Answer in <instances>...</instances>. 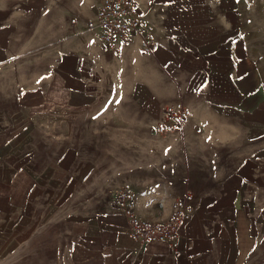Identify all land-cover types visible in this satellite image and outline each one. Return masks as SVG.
Masks as SVG:
<instances>
[{
    "label": "crops",
    "instance_id": "crops-1",
    "mask_svg": "<svg viewBox=\"0 0 264 264\" xmlns=\"http://www.w3.org/2000/svg\"><path fill=\"white\" fill-rule=\"evenodd\" d=\"M103 1L0 0V264H264V63L241 0H136L154 56L140 37L102 52ZM179 101L181 137L157 136ZM121 185L151 221L193 194L177 251L131 239Z\"/></svg>",
    "mask_w": 264,
    "mask_h": 264
},
{
    "label": "built area",
    "instance_id": "built-area-1",
    "mask_svg": "<svg viewBox=\"0 0 264 264\" xmlns=\"http://www.w3.org/2000/svg\"><path fill=\"white\" fill-rule=\"evenodd\" d=\"M70 22L75 24L76 19L71 18ZM87 28L98 31L101 50L106 54L120 56L123 48L130 46L137 37L143 40L144 55L154 56L159 48V42L153 36L136 0H104L94 18L87 23ZM191 113V108L180 101L166 105L162 118L154 128L155 134L181 137L183 125ZM113 199L128 221L129 235L134 242L141 245L165 243L171 251L179 248L180 224L191 220L195 212L192 193L176 199L168 218L161 221L146 220L138 216L136 193L127 185H121L114 192Z\"/></svg>",
    "mask_w": 264,
    "mask_h": 264
},
{
    "label": "rangeland",
    "instance_id": "rangeland-1",
    "mask_svg": "<svg viewBox=\"0 0 264 264\" xmlns=\"http://www.w3.org/2000/svg\"><path fill=\"white\" fill-rule=\"evenodd\" d=\"M241 7L243 9L244 20L246 25L245 31L249 34H253L252 31H256L258 35V58L264 63V0H241ZM38 58H35V62ZM36 71V67H35ZM149 131V136H153Z\"/></svg>",
    "mask_w": 264,
    "mask_h": 264
}]
</instances>
